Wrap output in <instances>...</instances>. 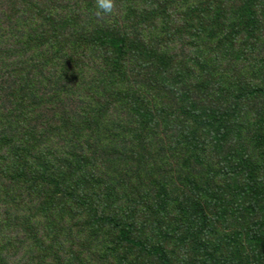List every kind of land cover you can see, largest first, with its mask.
I'll list each match as a JSON object with an SVG mask.
<instances>
[{
	"label": "rangeland",
	"instance_id": "rangeland-1",
	"mask_svg": "<svg viewBox=\"0 0 264 264\" xmlns=\"http://www.w3.org/2000/svg\"><path fill=\"white\" fill-rule=\"evenodd\" d=\"M36 1L23 5V9L21 7L20 10L17 8L8 9L4 3H0V12H2L0 13V41L7 42L5 51L10 54L16 50L24 53L25 50L30 51L32 49L35 52V45L39 44L36 54L32 55L33 62L22 68V74L39 79L40 82L36 83L35 87H30V90L41 93L42 90L44 91L47 88L54 103L51 102L49 96L44 99L37 98L34 102L24 92L19 94L18 91H22V88H19L18 91L14 89L24 81L20 80L15 85H11L0 76V82L10 86V88H0V102L3 103L0 118H8V123L2 122L3 128L0 131L6 132L8 130V134L15 133L16 136L13 138L16 145L19 147L24 146L29 150L37 145L38 135L42 133L39 124L43 125L42 127L49 128L46 140L51 143L56 142L59 133L55 134L54 130L57 129V125L62 119V124L59 125L60 132L65 127L61 132L62 134L64 131L71 133V130H74L77 131L75 133H80L81 136L77 144L80 152L74 154L73 159L71 158V167H74L76 175L72 178L70 185H77L72 192L54 189L53 185L44 184L43 179L41 180L36 171L28 172L24 170L26 173H22L19 168L20 164H13L10 159L6 158L7 155H10L7 148L0 150V172L3 169L8 170L9 175L17 172L15 175L17 182L26 184L34 181L36 184L35 191L29 196L26 192L21 193L24 198L27 197L25 201L30 205H24L22 197H20L14 205L18 207L23 215L20 219H16L9 224L11 218L10 207L12 206L10 202L14 201L11 198H5L3 195V193L9 191L6 187H10V182L0 178V232L11 238L9 247L3 246V240H0V247L3 248L0 250V264H107V256L110 255L111 260L112 256L114 257L115 244L121 239L122 233L127 232L132 227L131 233L135 232L136 236L144 231L145 235L149 237L152 233L147 223L150 224L151 222L156 223L157 226L168 227L171 230V236L174 237L175 235L176 240H173L176 242L175 250L168 252V259L171 264L202 261L201 247L207 250L211 249L215 254L217 261H213L214 264H264V250L260 249L257 244H252L254 242L250 237L249 230L254 225V219L252 214L250 217L247 215V210H243L241 215L240 211L236 216L230 214L235 217L234 219L230 215L223 214L222 219L218 218L216 223H210L204 220L203 217L196 216L191 223V218L186 217L188 216L186 211L178 208L177 203L168 197L170 186L175 187L173 182L180 183L179 186H181L182 182L196 175L195 171H197L199 177L209 180V176L213 172L212 164L216 159L210 160L196 156L184 159V153L174 154L171 151L169 146L176 144L166 138L163 145L156 147V154L162 149L160 158H162L163 153H166L164 157L168 158H164L163 162L157 165L156 163L155 165H145L147 170H142L141 167H137V162L130 161L131 155H127L132 145L137 152V149H139L138 143H129L123 136L112 138L115 131L112 128L110 117L114 115V117L127 119V117L133 115V111L137 106L145 108V95L148 89L154 85L157 92L151 100L150 111L153 110L159 114L160 122L172 123L171 127L174 130L179 125L183 129L187 128L190 131H195L199 129L204 121V112H194L193 107L199 102L204 104L207 100L213 110V119L208 120L215 125L216 129L214 130L219 132L224 128H230V123H232L231 127L240 125L241 129L238 126L233 130L228 129L221 138L231 146L252 149L255 152L254 155L261 158V169L256 173L264 175V139H256L258 135H264V117L259 118L258 116L263 110L261 104L264 103V97L257 100L252 90L249 96H247L248 94L244 96L243 91L245 88H240L238 85L233 87L221 85L213 93L210 91L211 88H215L219 84L220 75H210V73L196 69V65L201 61L202 53L210 49L204 46V43L198 46V38H189L188 33L181 29L182 25H186L185 15L188 16V13L190 15V9L185 0H175L176 4H173L178 15L176 17L177 30L172 31L174 40L171 42V49L180 58L187 59L189 69L185 68V77L178 79L177 88L173 93L174 98L170 99L167 96L169 94L168 88L165 82L161 81L164 77V67H160L158 62H152L154 58L158 57L156 44H152L149 51L152 56L143 58L145 64H147H144V67L146 66L145 72L149 73L148 77H141L145 72L138 73L137 77L131 79L130 84L133 90L124 93L132 104L123 106L125 103L116 102L113 104L109 101V106L97 105L96 109L92 110L91 114L93 116L95 114V116L90 121H86L90 110H86L84 106L82 108L77 104V101L70 100L65 94L69 95L68 90L62 89L60 82L56 84L60 80V74L56 76L57 72L49 67V62L44 57V52L40 47L46 41L53 40L54 35L49 38L43 35V31L48 32L50 27L42 30L41 24L43 22L40 19L38 10L35 11L40 5L44 8L47 0H38L39 4L33 6ZM121 1L122 6L125 5L123 9L126 11L130 6V2L128 0H126V3L124 0ZM199 1L197 0L195 4L197 5ZM203 1L204 3L216 2V0ZM160 2H163V0H160ZM230 5L231 3L225 1L222 7L231 12V7L235 9V6ZM30 8L33 10L32 13L29 12ZM50 9H53V7H50ZM118 9L119 6L117 5V11ZM258 10L261 14L259 29L264 34V2L258 6ZM95 11V0H80L77 6L70 4L68 9L65 10L58 7L56 17L60 12L66 20L81 22L95 31L94 27L96 25L94 23L99 24V21L104 20L98 19L94 14ZM19 14H22L23 17L20 18ZM140 15L143 19L144 15ZM190 17V20H212L208 15L199 13L191 14ZM124 21L126 23V18H124ZM93 31L87 35L89 39L84 41L82 45L90 44L91 40L96 43L98 34ZM68 41L71 42L70 39L66 40L67 43ZM227 48L230 50V46H227ZM74 52L71 51L70 55H74ZM247 52H242L238 48L232 51L234 59L228 58L230 62L235 61L234 68L229 67L230 81L235 84L237 83L232 79L241 80V77L245 76L255 78L261 76L254 69L256 67L252 66L262 64L261 57L258 54L255 57L249 56ZM73 59L79 62L78 59ZM243 73H245V76H242ZM72 79L86 81L84 77L82 79L78 77ZM248 88L250 89V87ZM135 95L139 96L134 99ZM148 95L150 94L148 93ZM73 114L85 115V120L78 122L74 119ZM217 117L221 118V124L215 121ZM171 127L169 128L171 132L167 136L176 135ZM247 131L252 138L255 137V142L247 138ZM212 142L211 139L209 144ZM120 149L126 155L122 156ZM193 154L198 155L194 152ZM207 155L212 156L214 154ZM52 161L64 162L63 165L65 162L67 163L63 154L55 156ZM94 176L105 181L104 185L101 186L104 190L101 198L107 200L116 198L113 202L119 203L116 205L117 209L114 216L115 223L119 224L118 227L112 226L111 222L107 226L106 222L97 221L100 213L95 209L100 207H79L77 205V202L83 205L84 193H89L88 199L90 198L88 179L90 177L95 181ZM206 180L202 183H205ZM197 181L200 182V180ZM3 182L6 183V186L3 185ZM12 183L14 182L12 181ZM145 187H148L149 191H143ZM58 191L61 193L55 194ZM178 194L174 193V196L177 197ZM49 197L53 198L45 199ZM57 198L60 200L64 198L70 202L71 206L65 208L66 211L63 216L60 213V208L58 209ZM77 198L79 201H77ZM203 205L206 209L204 203ZM43 210L44 213L55 215L56 220L54 219V221L57 223V226L48 223L46 227L49 234L52 233L57 237L52 246L53 252L46 255L42 253L41 245L35 241L32 233H28L35 229L34 224L38 217H41L40 223L47 221L40 216ZM245 217H247L246 220ZM127 221H130L129 225L123 226L122 222ZM246 223H249L248 227ZM187 224L191 226L190 229H188ZM38 232L40 233L41 230H38ZM36 235L42 243H48V241L41 240L43 238L41 235L38 233ZM209 241H212L213 248L206 247ZM245 244H252L254 252L248 251ZM217 246L221 247L222 252L214 250ZM43 259H45V262ZM147 263L154 264L151 260Z\"/></svg>",
	"mask_w": 264,
	"mask_h": 264
},
{
	"label": "trees",
	"instance_id": "trees-1",
	"mask_svg": "<svg viewBox=\"0 0 264 264\" xmlns=\"http://www.w3.org/2000/svg\"><path fill=\"white\" fill-rule=\"evenodd\" d=\"M35 1L0 0V3H4L8 9L17 8L20 10L21 7L23 9V5H28ZM124 1L126 3V0ZM128 1L130 2V6L125 11L123 9L125 5L122 6V1L116 0L119 6L118 11H120L118 12L116 9L114 15L105 17L103 21H99V24L97 22L94 23L96 25L94 27L95 31L81 22L77 23L66 20L65 16L60 12H58L56 17V9L58 7L65 10L68 9V5L70 4L77 6L80 0H55V2L54 0H47L44 8L40 5L38 9H35V11L38 10L40 19L43 22L41 24L42 30L50 27L48 32L43 31V35L47 38L54 35L53 40L46 41L40 47L42 52H44V57L49 62V67L57 72L56 76L60 74V80L56 84L60 82L61 88L68 90L69 95L64 91L63 93L70 100L77 101V104L82 106V108L84 106L86 110H90L86 121H90L95 116V114L93 116L91 113L92 110L96 109L97 105L103 107L109 106V101L113 104L116 102L125 103L123 106L132 104L124 93L133 90L130 84L131 79L137 77L138 73L142 74L145 72L146 66L144 67L145 61L143 58L152 56L151 52L149 53L152 44H156V53L158 55L152 62H158L160 67H164V77L161 81L165 82L169 91L167 96L170 99L174 98L173 93L177 88L178 79L185 77V68H188L187 59L180 58L171 49V42L174 40L172 31L177 30L176 17L178 13L175 12L173 6V4H176V1ZM196 1L185 0L186 5L190 9V15L194 13L206 14L212 20H190L191 17L188 13V16L185 15L186 25H182L181 29L188 33L189 38H198V46L204 43L203 45L210 49L202 53L201 61L196 65L198 71H204L210 73V75H220L219 84L215 88H211L210 91L213 93L221 85H229L230 87L238 85L240 88H245L243 91L244 96L246 94L249 96L252 90L257 100L263 99L264 34L259 29L261 14L258 6L264 0H216V2L210 3H204L203 0H200L197 5L195 4ZM225 1L231 3L230 6L233 4L235 9L231 7V12L229 10L226 11L222 7ZM36 3L33 6L38 5L39 1L37 0ZM50 7H53V9H50ZM29 12L32 13L33 10L30 8ZM138 12L144 15L143 19ZM21 15L19 14L20 18L23 17ZM124 18H126V23ZM91 31L98 34L96 43L91 40L90 44L86 43L82 45L84 41L89 39L87 35ZM68 39L71 42L68 41L67 43L66 40ZM6 44V41L4 43L0 41V76L11 85H15L20 80L24 81V83L19 84L14 89L18 91L19 88H22V91H18L19 94L24 92L34 102L37 98L44 99L46 96H49L51 102L54 103L47 88L44 91L42 90L41 93L30 90V87H35L36 83L40 82L39 79L22 74V68L33 62L32 55L36 54L35 52L39 48V44L35 45V52L32 49L30 51L25 50L24 53L16 50L11 54L5 51ZM227 46H230V50H228ZM238 48L242 52L248 51L247 54L249 56L255 57L258 54L261 57L262 64L257 66L252 65L256 67L254 69L261 76L258 78L247 77L243 73L242 76L245 77H241V80L232 79L237 84L230 81L229 67L234 68L235 61L232 60L230 62L228 58L234 59L232 51ZM71 51H75L74 55H70ZM73 58L78 59L79 62ZM43 68L46 69L45 67ZM148 74V72H145L141 77H148ZM42 77L44 76L42 75ZM74 77L80 79L84 77L86 81H77L72 79ZM1 87L10 88L9 85L3 82H0ZM156 92L157 89L152 85L145 95V108L137 106L133 111V115L127 117V119L114 117V115L110 117L112 128L115 131L112 138L115 139L117 136H123L129 143H138L139 149H137V152L132 145L127 155H131L130 161L137 162V167H141L142 170H147L146 166L149 164L155 165L156 163L157 165L163 162L164 158H168L164 157L166 153H163L162 158H160L162 149L156 154V147L161 144L163 145L166 138L170 139L171 142L174 141L177 145H174L175 147L169 146L171 151L174 154H178L179 152V154L184 153V159L195 156L210 160L216 159L212 164L213 172L210 174L209 180L199 177L197 171H195L196 175L182 182L181 186H179L180 183L173 182L175 187L170 186L168 197L177 203L178 208L186 211V215H188L186 217L191 218V223L196 216L203 217L204 220L210 223H216V219H222L223 214L236 216L239 211L241 215L243 210H247V215L250 217L252 214L254 219V225L249 230L250 237L254 242L252 244H257L260 249L264 250V175L256 173L261 169V158L255 156V152L249 147L239 148L231 146L226 140H222L221 138L226 130H233L237 126L241 129V126L236 125L231 127L232 123H230V128H224L216 132L214 130L216 129L215 125L208 120L213 119V110L206 100L204 104L199 102L193 107L195 109L194 112H204V121L199 129L190 131L178 125L174 130L171 127L172 123L160 122L159 114L153 110L150 111L151 100ZM12 95L16 96L15 94ZM138 96L135 95L134 99ZM2 104L0 102V110ZM261 106L263 110L259 113V118L264 117V103ZM84 116L73 114L74 119L78 120V122H83L85 120ZM61 120L57 125V129L54 130L55 134L59 133V136L56 137V142L51 143L46 140L49 128L42 127L43 125L39 124L38 126L42 133L38 135L37 145L32 149L27 150L24 146H17L13 138L16 134L13 132L8 134L9 131L7 130L6 132L0 131V150L7 148V152L10 155H7L6 158L10 159L13 164H20L19 168L22 170V173H26L24 170L28 172L36 171L41 180L43 179L44 184L53 185L54 189L72 192L77 184L70 185L72 178L76 175L74 167H71V158L73 159L74 154L76 155L80 152L77 144L81 136L80 133H75L77 131L74 130H71V133L64 131L62 134L61 132L65 127L60 132L59 125L62 124ZM215 121L220 123L221 118L217 117ZM2 122L8 123V118H0V130L3 128ZM170 127L172 131H175L176 135L167 136L171 132L169 131ZM247 134V138L253 142L256 139H264V135H258L255 139V137L252 138L249 135L248 131ZM211 139L213 142L209 144ZM192 151L199 156L193 154ZM120 153L122 156L126 155L121 149ZM59 154H63L65 161L67 160V163L65 162L64 165V162L52 161ZM207 154L214 155L209 156ZM16 174L17 172L9 175L6 169L0 172V178L10 182V187H6L9 191L3 193V195L5 198H11L14 201L10 202L12 206L10 207L11 218L9 224L16 219H20L21 215H23L18 210V207L14 205L20 197H22L24 205H30V203L25 201L27 197L24 198L21 193L26 192L27 196H29V194L35 191L36 185L34 181L27 182L26 184L17 182ZM95 179V181L90 177L88 179L90 198L88 199L89 193H84L85 200H83V205L78 202L77 205L79 207H100L95 209L100 213L97 221L106 222L107 226L111 224L114 227H118L119 224L115 223L114 216L117 209L116 205L119 203L113 202L116 198L109 200L101 198V195H103L102 191H104L101 186L104 185L105 181L98 179V177H95ZM197 180H200V182ZM205 180L206 182L202 183ZM188 182L191 183L189 184ZM3 185L6 186V183L3 182ZM143 191H149V188L145 187ZM58 193L61 192L58 191L55 194ZM174 193L179 194L175 197ZM51 198L53 197L45 199ZM57 199L58 209L60 208V213L63 216L66 211L65 208L71 206L70 202L64 198L61 200ZM77 201H79L78 198ZM120 202L122 203L121 199ZM40 216L44 217L47 221L40 223L41 217H38L34 224L35 229L28 233H32L35 241L41 245L42 253L45 255L47 253L51 254L53 252L52 246L57 237L52 233L49 234L46 227L48 223L57 226V223L54 221L55 215L44 213L43 210ZM119 223L121 225V222ZM129 223L130 221L122 222V225H129ZM147 224L152 233L149 237L145 235L144 231L139 236H136L135 232L131 233L132 227L127 232L122 233L121 239L115 244L114 257L112 256L111 260L109 258L110 255L107 256V264H148L149 260L154 262V264H171L168 259V252L175 250L176 242L173 241L176 240L175 235L174 237L171 236V230L168 227L157 226L156 223L152 222ZM238 225L240 224L238 223ZM246 225L248 227L249 223H246ZM187 227L190 229L191 226L187 224ZM38 230H41V232L39 233ZM36 233L43 237L41 240L48 241V243H42ZM1 239L3 240V246L9 247L11 238L0 232ZM252 244H245L250 252H254ZM206 247L213 248L212 241H209ZM2 249L0 247V250ZM214 250L222 252L220 246L215 247ZM201 253L203 256L202 261L188 262L186 264H214L213 261H217L211 249L207 250L201 247ZM43 261L45 262V259Z\"/></svg>",
	"mask_w": 264,
	"mask_h": 264
},
{
	"label": "clouds",
	"instance_id": "clouds-1",
	"mask_svg": "<svg viewBox=\"0 0 264 264\" xmlns=\"http://www.w3.org/2000/svg\"><path fill=\"white\" fill-rule=\"evenodd\" d=\"M95 16L98 19L112 16L116 13V0H95Z\"/></svg>",
	"mask_w": 264,
	"mask_h": 264
}]
</instances>
